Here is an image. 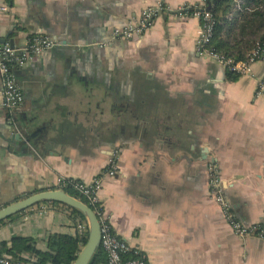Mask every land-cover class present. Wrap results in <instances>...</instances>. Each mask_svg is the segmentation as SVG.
Segmentation results:
<instances>
[{"label":"crops","instance_id":"0c3cea01","mask_svg":"<svg viewBox=\"0 0 264 264\" xmlns=\"http://www.w3.org/2000/svg\"><path fill=\"white\" fill-rule=\"evenodd\" d=\"M212 1L0 0L1 41L57 42L14 70L19 107H5L0 75V209L61 179L100 177L102 219L147 264H264V240L236 236L209 193L214 163L236 220L263 223L264 59L231 79L200 54L187 11ZM157 6L149 29L111 39ZM111 160L114 176L104 174ZM81 225L42 203L2 222L0 245L24 238L46 252L51 236Z\"/></svg>","mask_w":264,"mask_h":264},{"label":"built area","instance_id":"2783aa9c","mask_svg":"<svg viewBox=\"0 0 264 264\" xmlns=\"http://www.w3.org/2000/svg\"><path fill=\"white\" fill-rule=\"evenodd\" d=\"M235 9H241V0H235ZM6 6L0 5V12H5ZM159 11V7L145 9L136 23H129L125 28L114 30L112 38L114 40H131L136 34L143 33L152 25L154 18ZM200 22V29L196 39V46L200 54L211 58L220 63L227 71L237 73L240 76L248 75L251 72L252 65L259 60V53L252 52L243 61L235 62L230 58H224L221 55L212 53L207 45L212 39L214 30L213 15L204 8L195 9L191 14ZM57 46V42L48 36H34L27 45L17 49L8 43L0 40V75L2 78V95L5 101V107L9 110L19 107L24 97L20 88L17 86L14 77V70L23 66L33 57L41 55L43 52L51 50ZM256 94L264 96V77L257 82ZM209 173V193L214 201L220 206L222 216L228 223L234 234L240 238L256 237L264 240V221L260 225L247 227L236 220L232 213L228 200L223 195L221 188V179L218 169L214 163L207 166ZM116 166L113 160L110 161L104 174L114 176ZM64 179L58 181V186H64ZM101 188L100 177L94 178L90 183L77 185L78 191L84 195L90 204L98 202L97 193ZM100 221V249L107 258V264H147L141 253L130 247L126 242L118 238L111 230L109 224L101 218ZM79 235L87 234L86 225L78 227ZM0 264H32L14 259L11 255L0 251Z\"/></svg>","mask_w":264,"mask_h":264},{"label":"trees","instance_id":"16d2710c","mask_svg":"<svg viewBox=\"0 0 264 264\" xmlns=\"http://www.w3.org/2000/svg\"><path fill=\"white\" fill-rule=\"evenodd\" d=\"M194 10L195 8L187 12L190 15ZM209 12L214 18V30L207 48L212 53L238 62L257 51L259 59H264V0H241L240 10L235 9V0H213ZM227 72L231 79L240 77L237 73ZM79 184L82 182L67 179L60 189L83 202L98 218H101L103 212L101 204H90L87 198L78 191L77 185ZM48 204L57 205L56 203ZM66 209L71 212L74 220L85 221L76 211ZM85 241L86 233L75 237L53 235L48 240V250L40 252L35 249L31 240L14 238L9 244H1L0 251L23 262L27 260L21 256L29 253L36 258L32 264H72ZM92 264H107L106 255L101 249Z\"/></svg>","mask_w":264,"mask_h":264},{"label":"water","instance_id":"95a60500","mask_svg":"<svg viewBox=\"0 0 264 264\" xmlns=\"http://www.w3.org/2000/svg\"><path fill=\"white\" fill-rule=\"evenodd\" d=\"M209 10V7L206 8ZM42 203H56L79 213L87 225L85 244L72 264H92L100 251V221L83 202L68 195L62 189L38 192L0 209V223Z\"/></svg>","mask_w":264,"mask_h":264}]
</instances>
